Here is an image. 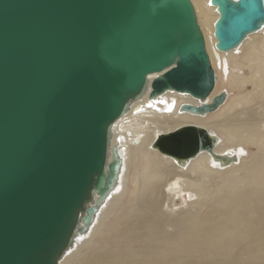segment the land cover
<instances>
[{
  "label": "water",
  "instance_id": "water-1",
  "mask_svg": "<svg viewBox=\"0 0 264 264\" xmlns=\"http://www.w3.org/2000/svg\"><path fill=\"white\" fill-rule=\"evenodd\" d=\"M211 2L222 51L264 26V0ZM156 72L153 95L213 92L192 0H0V264L58 263L92 192L105 195L116 177L110 126ZM215 143L190 126L155 146L181 158Z\"/></svg>",
  "mask_w": 264,
  "mask_h": 264
},
{
  "label": "bare ground",
  "instance_id": "bare-ground-1",
  "mask_svg": "<svg viewBox=\"0 0 264 264\" xmlns=\"http://www.w3.org/2000/svg\"><path fill=\"white\" fill-rule=\"evenodd\" d=\"M192 2L220 85L225 60L229 77L246 68L247 75L233 77L240 95L226 111H216L224 101L195 113L182 107L211 104L220 90L204 100L172 89L153 95L164 71L150 74L109 128L107 161H118L113 184L105 195L92 192L57 264H264V26L222 51L219 8L211 0ZM190 126L216 140L212 150L176 158L155 146ZM233 150L243 154L241 162L228 165Z\"/></svg>",
  "mask_w": 264,
  "mask_h": 264
},
{
  "label": "rangeland",
  "instance_id": "rangeland-1",
  "mask_svg": "<svg viewBox=\"0 0 264 264\" xmlns=\"http://www.w3.org/2000/svg\"><path fill=\"white\" fill-rule=\"evenodd\" d=\"M238 62H240V61H242V59H238L237 60ZM222 64V63H221ZM220 68L222 69V77L224 78V74H226V80L224 81V87H223V84L222 85H220V79H219V75H218V72L216 71V69H215V71L217 72V76H218V79H217V84H216V86H215V88H218L219 90H220V92L221 93H225L226 94V100H225V102L216 110V111H224L225 109H227L229 106H230V104L234 101V100H236L237 98H238V96L240 95V92L238 91V90H236V89H234L233 87H232V85L234 84V79H233V77L236 75V74H238V73H243V70L245 71L244 73L247 75L248 74V72H247V70H246V68L245 69H238V70H236V69H233V71H232V75H231V77H229V73H230V67H229V62L227 61V60H225V63L223 64V65H220ZM216 111H214V112H216ZM218 111V112H219ZM226 111V110H225ZM213 112V113H214ZM233 152H234V158H229L230 159V163L228 164V165H230V164H232V162L233 163H235L236 162V164H238V163H240L241 162V156L243 155L241 152H238V151H235V150H233ZM246 152V153H245ZM244 153L245 154H248V151H245ZM240 153V154H239ZM235 161V162H234ZM133 171V170H132ZM189 197H191V198H189ZM194 197H193V195L191 194V195H189L188 196V199H193ZM128 200H129V197L127 198V200H126V205H125V207L128 205Z\"/></svg>",
  "mask_w": 264,
  "mask_h": 264
}]
</instances>
